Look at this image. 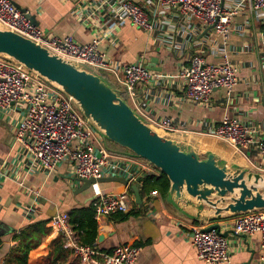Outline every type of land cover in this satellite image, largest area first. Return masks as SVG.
<instances>
[{"label":"crops","instance_id":"crops-1","mask_svg":"<svg viewBox=\"0 0 264 264\" xmlns=\"http://www.w3.org/2000/svg\"><path fill=\"white\" fill-rule=\"evenodd\" d=\"M11 1L22 12L34 16L36 26L46 33L72 36L81 44L102 36L100 26L89 25L98 23V16L88 17L94 5L102 0ZM131 1L143 7L151 21L162 26L159 37L127 23L111 37L102 36L100 50L116 64L140 61L151 67L153 79L137 88L140 100L147 113L174 119L177 131L164 134L183 150L193 147L202 158L213 153L220 162L257 173L262 160L255 147L241 153L208 134L225 116H230L241 123L256 125L259 138L264 139V65L259 57L264 41V13L254 14L249 0H222L226 9L236 13L233 27L242 30L234 32L224 46L223 37L195 16L187 18L175 9H163L156 0ZM195 57L213 64L223 62L226 57L239 67L233 99L218 89L213 92L209 106L183 100L185 83L181 72ZM114 84L119 86L116 81ZM18 119L17 112L0 115V237L3 241L0 264L15 245L14 236L29 223L39 219L50 223L58 214L71 216L75 209L90 206L100 194L124 192L134 199V215L124 221L108 219L103 231L98 227L103 240L98 236L97 252L108 253L121 244L131 243L142 248L136 264H203L193 246L192 229L219 225L233 255L230 264H264L261 235L238 236L233 217L211 219L212 212L203 208L209 218L201 222L193 208L183 210L173 199L160 194L152 200L149 194L142 197L139 186L143 204L138 205L132 189L134 183L127 187L119 183L98 184L78 193L82 184L66 167L51 175L28 173V167L20 166L14 137ZM49 223V234L30 254L29 264H84L68 251V255H57L55 249L62 239Z\"/></svg>","mask_w":264,"mask_h":264},{"label":"built area","instance_id":"built-area-1","mask_svg":"<svg viewBox=\"0 0 264 264\" xmlns=\"http://www.w3.org/2000/svg\"><path fill=\"white\" fill-rule=\"evenodd\" d=\"M156 1L163 9H175L184 17L195 16L212 26L223 37L224 46L234 32L242 31L233 27L232 19L236 13L226 9L222 0ZM249 1L254 14L264 13V0ZM94 6L88 17L98 16L100 23L90 22L89 25L100 26L103 37H111L127 23L159 37L162 26L151 21L145 9L131 0H102ZM84 19L88 21L86 17ZM0 27L18 33L64 59L111 74L127 94L128 103L155 131L166 134L177 131L174 119L147 113L140 100L137 88L150 82L153 72L140 61L121 65L110 60L100 50L102 36L81 44L72 36L46 33L11 0H0ZM259 57L264 65V41ZM238 73L239 67L226 57L218 64L195 57L181 72L185 83L183 100L209 106L213 92L218 89L224 90L228 99H233L239 82ZM0 80V115L17 112L19 119L14 137L19 147L20 166L28 167V173L51 175L66 167L77 179L123 177L139 187L148 177L160 175L159 170L146 160L110 150L105 138L85 119L71 98L17 62L0 56ZM258 131L256 125L225 116L208 135L227 142L241 153L255 147L262 160L258 172L264 173V139L259 138ZM157 196L159 193L153 191L148 198L152 200ZM133 204V197L126 192L100 194L93 203L94 218L100 230L103 231V225L112 215L129 212ZM233 219L238 236L259 234L264 243V210L240 214ZM49 226L61 237L64 249L84 264H136L142 251L140 246L131 243L121 244L110 253L81 246L68 213L56 215ZM192 237L197 257L203 264L232 262L229 241L221 230L206 231L197 226L192 229Z\"/></svg>","mask_w":264,"mask_h":264},{"label":"water","instance_id":"water-1","mask_svg":"<svg viewBox=\"0 0 264 264\" xmlns=\"http://www.w3.org/2000/svg\"><path fill=\"white\" fill-rule=\"evenodd\" d=\"M28 16L36 25L34 16ZM0 56L17 62L71 98L106 141L156 167L169 181L168 197L183 210L193 208L195 217L201 222L203 218H209L203 208L212 212L211 219L217 220L264 210V173L229 166L213 153L202 158L193 147L183 150L176 141L155 131L120 96L115 86L89 70L88 66L64 59L1 27ZM76 180L82 184L78 193L98 184L130 185L123 177ZM132 189L136 203L142 205L138 186ZM214 229L220 230V226H210L206 231ZM99 240L102 241L103 236H99Z\"/></svg>","mask_w":264,"mask_h":264},{"label":"trees","instance_id":"trees-1","mask_svg":"<svg viewBox=\"0 0 264 264\" xmlns=\"http://www.w3.org/2000/svg\"><path fill=\"white\" fill-rule=\"evenodd\" d=\"M104 73V72H103ZM107 77L106 75H103ZM108 78V77H107ZM116 88L120 91V96L128 100L124 89L119 85ZM138 186L137 184H134ZM170 184L166 176L160 174L159 176L148 177L141 187V196H145L153 191L158 192L162 197H167L169 194ZM93 203L86 208L75 209L70 216V223L74 231L79 236V244L84 247H89L96 250L97 239L99 236L98 223L94 218ZM134 215L131 209L126 213H116L109 218V221H124L130 216ZM49 220L39 219L35 222L29 223L26 227L21 229L19 233L14 236L15 245L6 254L3 264H29L30 254L37 249L49 234L47 224ZM2 238L0 237V250L2 248ZM57 255L64 253L68 255L70 251L64 249L63 244L57 243L55 249ZM111 252V251H110ZM108 252V253H110Z\"/></svg>","mask_w":264,"mask_h":264},{"label":"rangeland","instance_id":"rangeland-1","mask_svg":"<svg viewBox=\"0 0 264 264\" xmlns=\"http://www.w3.org/2000/svg\"><path fill=\"white\" fill-rule=\"evenodd\" d=\"M89 68V70H91L92 72H94V73H96V74H100L105 80H107V82H109V84H111V85H113V86H115V84H114V82L116 81L115 80V78L113 79L112 77V75L111 74H109V73H103L102 71H100V70H98V69H95V68H92V67H88ZM103 75H106L107 77H104ZM116 87V86H115ZM159 134L160 135H164V136H166L164 133H162V132H160L159 131ZM107 143H108V148L110 149V150H112V151H114V152H117V153H120V154H130V153H128L129 151H127V150H125V149H123V148H121L120 146H118V145H116V144H114V143H112L111 141H107Z\"/></svg>","mask_w":264,"mask_h":264}]
</instances>
